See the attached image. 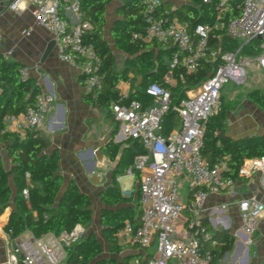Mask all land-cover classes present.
<instances>
[{"label": "built area", "instance_id": "2783aa9c", "mask_svg": "<svg viewBox=\"0 0 264 264\" xmlns=\"http://www.w3.org/2000/svg\"><path fill=\"white\" fill-rule=\"evenodd\" d=\"M208 2L209 0H203ZM229 0H220L219 9L227 8ZM240 14L224 28L230 38L237 40L234 50L222 49L210 38L212 26L198 23L191 33L187 24L170 19L159 11L163 0H143V31L134 36L144 41L174 44L177 48L171 66L179 62L186 71L194 73L203 60L214 65L212 73L199 85L186 91L175 106L180 117L179 126L162 132L164 114L172 104L171 89L163 83H150L147 103L138 98L128 100L130 89L120 88V96L127 101L112 102L113 116L125 137L138 140L143 151L137 152L126 174L138 175L141 213L138 221L126 220L119 231L120 240L140 248L156 246V252L143 258L145 264H212L217 241L206 223L207 201L210 194H235V179L226 175L229 166L225 159L210 164L202 153L207 121L223 106L222 88L232 80L243 84L246 66L255 57L264 72V0H240ZM29 5L31 16L54 36L58 57L77 66L84 77L85 91L95 97L105 79L104 58L94 44L86 39L92 29L86 19L81 0H10L9 8L19 10ZM259 39V53L244 52ZM27 77L25 68L20 69ZM174 77L168 73L167 81ZM183 78V74L180 73ZM129 82L132 76L127 79ZM2 90L0 82V91ZM57 101L48 90L40 91L34 104L20 113L4 117L6 132L26 133L41 129L56 110ZM260 174L264 187V157L246 159L239 176ZM183 180L188 182L191 198L184 202L180 192ZM183 185V184H182ZM192 190V191H191ZM24 195H28L26 189ZM223 203L221 209H226ZM241 229L252 235L264 214V203L256 197L238 200ZM184 212L188 216H182ZM84 227L76 225L50 238L33 235L17 236L6 264H75L68 262L67 249L83 236ZM207 244L210 246H207ZM129 264H143L135 258Z\"/></svg>", "mask_w": 264, "mask_h": 264}, {"label": "trees", "instance_id": "16d2710c", "mask_svg": "<svg viewBox=\"0 0 264 264\" xmlns=\"http://www.w3.org/2000/svg\"><path fill=\"white\" fill-rule=\"evenodd\" d=\"M109 1L81 0L85 17L92 24L86 39L92 42L103 56V71L106 74L100 91L95 97L87 95L86 100L92 105L107 108L108 112L113 114L112 102L123 100L116 86L121 80H127L130 72L134 74L135 82L128 100L138 98L148 103L150 98L146 94V88L150 83L168 85L171 89L172 104L162 120V132L168 134L180 123L175 106L186 96L187 90L199 85L212 73L214 65L210 60H203L194 73L186 71L180 62L174 67L171 66V60L177 50L174 44H163L155 40L144 41L134 36L145 27L142 15L143 0H123L118 10L120 17L113 23L110 35L114 49L126 53L127 56L124 66L115 68L114 50L103 37ZM219 3L220 0H186L180 6L168 11L162 10L161 13L187 24L191 33L198 23L210 24L211 41L215 45H221L222 49L234 50L238 45L237 40L227 36L224 28L215 24H225L237 17L241 12V1L229 0L224 10L219 9ZM163 5L162 2L161 6ZM259 43L260 40L255 39L244 52L256 55L260 51ZM20 69L19 63L6 60L0 55V140L8 142L7 151L13 160L14 178L12 186L0 161V215L13 204L4 230L12 239L26 231H30L36 238H41L51 232L60 234L76 225L88 226L93 218L90 197L73 182L61 192L63 179L59 170V153L57 150L49 152L50 142L41 134L40 129L28 131L24 137L19 133L3 131L4 117L9 113L17 114L26 110L34 104L39 93L35 80L22 77ZM170 72L176 78V84L168 83L167 75ZM247 98L264 109V93L259 88L248 91ZM226 109L224 102L222 109L207 121L202 153L211 165L225 159L229 166L226 175L236 179L246 159L264 157V134L232 137L228 134L227 124L218 117ZM131 140L133 147L127 146L124 149L120 161L122 169L118 170L122 173L131 166L135 154L143 151L138 140ZM108 153L114 159L116 151L109 149ZM24 189L28 191V195L23 194ZM101 199L104 207L100 212V222L111 255H103L100 242L89 233L68 247L67 261L75 264H129L132 259L138 258L145 264L141 252L128 250L129 247H139L122 242L119 237V231L126 220H139L140 189L138 188L136 198L132 195L125 196L118 183L113 180L102 192ZM212 236L217 241L212 262L216 264L217 259L232 249L235 237L230 229L216 230ZM149 256L145 255V258Z\"/></svg>", "mask_w": 264, "mask_h": 264}, {"label": "crops", "instance_id": "0c3cea01", "mask_svg": "<svg viewBox=\"0 0 264 264\" xmlns=\"http://www.w3.org/2000/svg\"><path fill=\"white\" fill-rule=\"evenodd\" d=\"M9 2L10 0H0V55L25 68L27 77L33 78L39 86V92L48 90L56 97L57 108L48 117L40 132L50 142L49 152L57 150L59 153V170L63 179L61 192L73 182L88 196L91 192H96L100 200L102 192L115 180L123 195L136 198L139 188L138 176L127 174L130 180L125 182L123 192V175L126 173L119 171L122 169L120 161L124 149L127 146L133 147V141L119 131L113 114H110L107 108L87 102L88 94L85 91L83 75L77 66L58 57L53 34L34 20L29 5L24 4L19 10H12L8 6ZM122 2L123 0H110L106 7L103 37L110 46V31L115 20L120 17L118 10ZM185 2L186 0H163L164 5L159 11H168ZM169 3L173 4V7H168ZM133 75L130 72L129 77L132 76V80H121L116 87L132 90L135 82ZM169 84H176V78L171 77ZM247 93L248 91L245 99L236 103L234 111L226 109L218 116L227 124L228 134L234 138L264 134V109L248 99ZM237 95L240 96L238 90L235 91V96ZM222 97H225L224 102L228 99L225 93ZM19 134L24 137L27 132ZM7 145V141L0 140V161L8 174L9 183L13 186V160L8 154ZM109 149L116 151L114 159L109 156ZM234 191L233 195L210 194L207 201L206 223L212 234L216 230L230 229L235 237L232 249L217 259L216 264H264V214L259 220L256 232L248 235L241 229L238 208V200L242 197H256L264 203V187L260 174L238 176L235 179ZM189 193L188 190L187 196H182L185 203L191 198ZM223 203L227 204L226 209L220 208ZM131 204L133 205V202ZM103 207L104 205L101 209ZM12 208L11 203L0 215V264H6L14 243L4 230ZM185 214L188 215L187 212ZM53 234L51 232L41 238H50ZM22 235L32 234L26 231L20 236ZM153 246L129 247L128 250L141 252L145 258V255L153 254Z\"/></svg>", "mask_w": 264, "mask_h": 264}, {"label": "rangeland", "instance_id": "374dc122", "mask_svg": "<svg viewBox=\"0 0 264 264\" xmlns=\"http://www.w3.org/2000/svg\"><path fill=\"white\" fill-rule=\"evenodd\" d=\"M168 7H173V4L169 3ZM108 35H109L108 30H106V36L108 37ZM109 40L111 41L110 37ZM111 43H112L111 47L114 49L115 46L113 41H111ZM114 52H115L114 67L122 68L125 64V59L127 55L126 53L116 49H114ZM256 88H259L264 92V72L260 68L256 58L252 57V61L250 62V64L246 66L245 82L243 84H236L232 80H230L227 83H225L222 88V94L225 93L228 97L227 100L225 99V105L227 106V109L234 111L236 103L241 102V100L245 99L246 92ZM237 90L240 93V96L239 95L235 96V91ZM129 178L130 177H128L127 174L123 175V179H124V181L122 182L123 192H125V188H124L125 182L129 181L130 180ZM183 182H184L183 183L184 186L181 183L180 192L182 196L184 195V197H186L188 192L187 181L184 180ZM89 197L91 200V207L93 210V218L91 223L88 226L84 227V233L85 234L91 233L92 235H94L102 246L103 255L109 256L112 252L109 250L105 237L103 236L102 225L100 222V210L104 204L101 199L100 200L98 199L96 192H91ZM182 216L187 217L188 215H186L184 212ZM151 249L153 253L156 252L155 245Z\"/></svg>", "mask_w": 264, "mask_h": 264}]
</instances>
